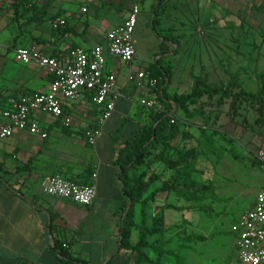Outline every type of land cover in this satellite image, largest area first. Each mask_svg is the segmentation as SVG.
Listing matches in <instances>:
<instances>
[{
    "label": "crops",
    "instance_id": "1",
    "mask_svg": "<svg viewBox=\"0 0 264 264\" xmlns=\"http://www.w3.org/2000/svg\"><path fill=\"white\" fill-rule=\"evenodd\" d=\"M107 1L112 4L124 3L127 6L123 11V24L135 0H101L103 3ZM257 1H211L219 9L221 17L217 19L219 16H215L205 25L212 24L211 29L229 30L230 25L234 26L232 30L238 29V18L244 16V12L249 11L250 6ZM14 2L15 0H0V3L6 4ZM152 5L153 0L141 3L138 25L153 8ZM95 7H99L98 3ZM62 10L64 8L58 6L48 12L51 16V13H60ZM12 13L14 15V10ZM35 16L24 28L20 23L21 19L15 17L8 34H3V27L0 28V123L3 122L2 112L11 107L10 100L19 99L28 93L47 91L53 80L35 61L19 62L14 54L16 48L32 47V44H36L43 53L66 60L70 52L69 44H73L74 48L87 50L97 45H106L108 34L114 29L104 26L102 22L98 23L96 11H90L89 23L82 27L77 25L73 27V33L65 34L54 31L49 23L42 22L43 20L34 21ZM100 17L105 19L103 15ZM224 19H227V22L231 19L232 23L225 24ZM233 19L236 23H233ZM216 20L219 21L214 23ZM29 36H32L31 39ZM134 43L136 55L131 64H115V60H118L116 58H109L107 62L108 69L116 70L118 91L123 94V98L116 104L112 119L99 126L100 111L92 103L91 96L86 94L80 101L65 104V114L72 120L73 117L77 118L76 134L73 137L60 130L59 123L64 125L61 120L39 115L37 118L48 133V138L41 139L27 132H16L12 138L0 141V264H63L54 253L55 241L67 244V251L74 259L89 264H137V253L119 249L121 212L127 202L119 182L120 168L117 165L120 150L126 142L136 138L139 130L146 125L148 115L150 116L149 109L138 103L142 94L127 81V75L133 72L134 62L139 55L135 34ZM126 66L129 69H126ZM234 92L236 94L238 90ZM206 98L202 97L198 105L189 107L190 116L176 103H172L177 126L172 142V158H198V169L199 165L208 166L209 163L215 165L214 169L220 170V164L224 169L229 161L235 165L234 159H237L240 153L238 149L242 148L247 157L257 163L255 156L264 147L250 150L228 133L229 111L226 110L229 102H218L219 97L215 96L213 99L207 98L210 100L207 104H202L201 100ZM76 104L81 107L75 108ZM84 129L100 130L95 144L87 141ZM10 155L14 157L11 158ZM163 169L158 164L152 167V171L157 174L162 173ZM172 175V171H164L160 180L151 185L145 197L159 191L162 183L168 181ZM53 176L95 186L97 198L94 204L83 207L69 200L46 195L43 192L44 184ZM154 205L156 212L163 209L166 217L178 212L175 211L176 208L191 206L173 193L169 195L160 192L155 201L144 209L140 205L141 222L144 220L142 211L145 210L147 226ZM130 206L129 203L127 209ZM253 207L254 203L249 211ZM135 232L137 238L132 240L133 244H136L139 238L138 232ZM235 238L234 235V242ZM146 253L150 261L144 264H163L164 256L160 258L152 249ZM236 257L237 252L233 260ZM117 260L119 262H116Z\"/></svg>",
    "mask_w": 264,
    "mask_h": 264
},
{
    "label": "rangeland",
    "instance_id": "2",
    "mask_svg": "<svg viewBox=\"0 0 264 264\" xmlns=\"http://www.w3.org/2000/svg\"><path fill=\"white\" fill-rule=\"evenodd\" d=\"M145 1L141 0V3ZM211 1L214 3L215 0H173L156 27L157 33L161 36L158 37L152 29V9L159 1L153 0V8L148 11L147 16L144 20L142 19L136 29L135 41L139 55L134 62L133 72L147 73L151 81L157 82V76L162 74L159 61L165 67L169 66L172 83L167 87L166 95L170 98L174 95L190 93L199 78L212 87L225 88L231 75L235 74L246 82L247 91L256 93L261 86L257 75L264 67L262 57L264 46L261 45L263 39L261 33L264 36V14L256 12L254 7L256 3H254L250 6V10H246L244 16L242 15L244 21L241 29H208L205 23L211 18L214 19L215 16H219L217 19L221 17L219 9ZM262 1L258 0L257 3ZM97 3L99 7L96 9ZM12 5V3H0V28L3 27L1 29L3 34H8L12 29L13 21L15 22ZM58 6L64 8L62 13H51L50 16L48 11ZM126 7L124 3L112 4L108 1L103 3L101 0H31L28 12L21 18L20 23L24 28L30 24L35 15L40 14L43 16L42 22L49 23L54 31L65 34L64 28L73 29L77 25L82 27L89 23L90 11H96L98 23L102 22L104 26L115 29L121 26L123 11ZM82 9H85V13H81ZM101 12L104 13L100 14ZM101 15L105 19H101ZM58 19L65 20L66 25L55 27ZM231 19L228 21L229 24L232 23ZM228 22L224 19L225 24ZM233 23H236L235 19ZM29 37L31 39L32 36ZM35 45L32 44V46ZM69 46L71 51L74 45L69 44ZM119 62L122 63L120 60H115V64ZM126 69L129 67L126 66ZM132 86L142 94L138 100L139 105L143 99H148L152 95L158 97L155 93L156 87H151L149 84L143 86L133 84ZM229 100L226 110L229 111L228 133L250 150L263 148L264 124L257 122L258 105L256 103L253 106L246 105L245 102L240 101L239 97H231ZM158 101L160 107L157 111L168 110L173 115L172 103L167 98L161 101L158 99ZM208 101L210 102L207 98L201 100L202 104H207ZM232 102L235 108H231ZM75 106V108L81 107L80 104ZM235 109L236 112H234ZM73 118L75 121L73 120V125L70 127L59 123L60 130L72 137L76 134L77 125V118ZM149 118L151 119V116L148 115L146 124H151ZM83 132L85 133L86 129ZM238 150L240 153L237 159H234L235 165L229 161L225 169L222 164H220V170L214 169V164L199 165V173L195 174L197 182L211 185L214 192L207 195L201 203H193L192 211L175 212L172 216L166 217L167 226L172 228L164 238L169 242L167 250L173 252L174 256L165 254L163 264H229L235 257V234L232 227L249 211L257 194L264 189V171L260 169L258 163H253L251 157H247L244 149ZM10 157L13 158L14 155ZM135 210L136 224L139 225L142 220L140 204ZM156 211L157 208L154 205L149 214V226L152 224L153 215H157ZM135 233L134 230L132 240L137 238ZM191 235L204 239L191 241L189 240ZM153 241L154 238H151L150 242Z\"/></svg>",
    "mask_w": 264,
    "mask_h": 264
},
{
    "label": "built area",
    "instance_id": "3",
    "mask_svg": "<svg viewBox=\"0 0 264 264\" xmlns=\"http://www.w3.org/2000/svg\"><path fill=\"white\" fill-rule=\"evenodd\" d=\"M84 10L81 13H85ZM140 14L141 0H135L123 24L109 32L106 45H97L90 50L73 48L66 60L47 55L36 46L16 48L14 54L19 62L35 61L53 80L47 91L28 93L19 99L10 100L11 107L2 112L0 141L12 138L16 132L48 138V133L37 118L39 115L61 120L64 126L70 127L73 120L65 114V104L80 101L86 94L91 96L92 103L100 111L99 126L107 122L117 102L123 98V94L118 91L116 70L108 69L107 62L109 58H116L126 65L134 61V34ZM57 25L62 27L66 22L58 19L55 27ZM127 81L156 87V82L151 81L144 72H130ZM140 105L156 111L160 107L156 95L143 99ZM85 135L90 144H95L100 130H87ZM255 160L264 171V149L256 154ZM43 192L83 207L92 206L97 198L95 186L83 185L61 176L50 177L44 184ZM232 231L236 236L234 243L237 257L229 264H264V189L257 194L254 207L241 217ZM65 246L69 248L67 244Z\"/></svg>",
    "mask_w": 264,
    "mask_h": 264
},
{
    "label": "trees",
    "instance_id": "4",
    "mask_svg": "<svg viewBox=\"0 0 264 264\" xmlns=\"http://www.w3.org/2000/svg\"><path fill=\"white\" fill-rule=\"evenodd\" d=\"M158 4L153 11L152 29L154 33L161 37L157 33V26L161 22L163 16L167 12V8L171 6L173 0H158ZM31 0H15L12 5L14 15L17 19L23 18L28 12V7ZM255 10L259 14H264V0L261 3L255 4ZM231 16V14H229ZM43 20V16L37 14L34 21L39 22ZM219 20H216V23ZM244 18L239 17L238 29L243 27ZM209 24L206 28L211 29ZM229 29H234V26H229ZM65 33H73L72 29L64 28ZM261 45L264 46V36ZM165 39L164 37H162ZM173 40V39H172ZM174 41V40H173ZM262 48H260L261 50ZM262 55V54H261ZM264 58V53L262 55ZM160 63V69L162 74L157 76L155 93L158 95V99H168L171 103H176L180 109H182L188 116H190L189 107L198 105L202 97L213 99L218 96V102L225 104L231 97L240 98V101L246 103V105L253 106L255 103L258 105L257 112L259 114L258 123L264 124V67L262 71L257 75V79L261 86L256 93L247 91L246 82L241 79L238 74L231 75V79L228 85L223 87H212L205 80L199 78L195 82L192 91L188 94L174 95L172 98L166 95L167 87L172 83V73L169 66L165 67L163 63ZM161 76V78H159ZM238 93L235 94V90ZM231 108L236 107L234 102L230 104ZM151 124H146L136 138L132 141L126 142L124 148L120 150L117 165L120 168V174L118 175L119 182L122 186V191L126 199V206L124 207L121 216L120 227V246L119 249L131 250L137 253V264L148 263L149 249L158 253L161 258L165 254L173 255V252L167 250L169 242L164 238L165 234L169 232L170 228L166 224V216L163 209L158 211L157 216L153 217L151 226H147V215L145 210L142 211L144 220L138 225L136 224V206L138 204L143 206V209L151 202L155 201V197L160 192L174 194L181 200L190 203L188 208L180 207L175 211L185 212L193 210V203H201L207 195L214 192L212 186L198 183L195 174L199 173L198 158H172L173 157V139L175 132L177 131L176 120L174 116L169 113L168 110L156 111L151 110ZM236 112V109L235 111ZM158 164L162 166L164 171H172L173 175L168 181L162 183V187L159 191H156L145 197V194L149 191L151 185L160 180L162 173L157 174L152 171L153 165ZM148 177V178H147ZM131 204L127 209L128 204ZM172 208V206H169ZM201 208V207H200ZM165 209V208H164ZM167 209V208H166ZM185 223V220H183ZM136 230L139 234L138 242L132 243V233ZM154 238L153 242L150 239ZM203 237L197 235H191L189 240H203ZM54 253L58 257L60 263L63 264H89L88 262L74 259L67 251L64 243L55 241ZM174 256V255H173ZM160 264V263H159Z\"/></svg>",
    "mask_w": 264,
    "mask_h": 264
}]
</instances>
